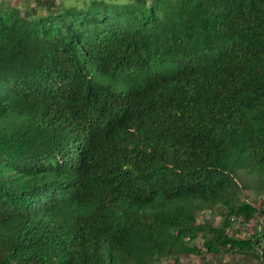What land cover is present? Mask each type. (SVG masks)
<instances>
[{"label": "trees", "instance_id": "trees-1", "mask_svg": "<svg viewBox=\"0 0 264 264\" xmlns=\"http://www.w3.org/2000/svg\"><path fill=\"white\" fill-rule=\"evenodd\" d=\"M32 1H0V264H264V0Z\"/></svg>", "mask_w": 264, "mask_h": 264}, {"label": "rangeland", "instance_id": "rangeland-1", "mask_svg": "<svg viewBox=\"0 0 264 264\" xmlns=\"http://www.w3.org/2000/svg\"><path fill=\"white\" fill-rule=\"evenodd\" d=\"M3 4L6 5H13L15 3H19L22 6H26L27 4L29 6L33 5L34 2L32 0H26V2H23L22 0H0ZM60 1L62 0H55V2L60 3ZM66 1L68 2V5L70 4H81L83 1L86 0H63V2ZM120 75L115 76L112 79H107L104 77L100 76V80L105 83L108 84L109 86L116 88V89H123L126 86H124V83L121 82V80L119 79ZM241 199L247 202H253L255 197L254 194L250 191V190H243L241 193ZM259 198H256L255 204H261L264 208V198L263 196L260 197V200H262V203H259ZM209 211L208 210H204L198 213L197 216V221L198 222H202L203 220H207L209 218H213L212 223L213 225H216L217 222L219 221V216H210L209 215ZM254 220L250 221L248 223V225L246 226H242L240 228V234H245L246 232H251L252 228L255 227V224L253 225ZM235 226V224H233V227ZM238 227V226H237ZM196 243L199 245L200 244V240H197ZM226 255V254H225ZM235 259H237V263H239L240 261V256L239 254H237L236 256H234ZM179 263L180 264H228V259L229 256L226 255L223 260H221L219 263H217V260L213 259V254L206 252L204 253V251L202 252V254L199 256L197 254H192V255H188V254H182L179 256ZM243 263L242 264H257V262H255L253 259L251 260L250 258L244 256L243 258Z\"/></svg>", "mask_w": 264, "mask_h": 264}]
</instances>
